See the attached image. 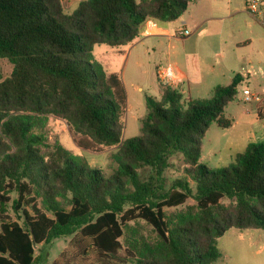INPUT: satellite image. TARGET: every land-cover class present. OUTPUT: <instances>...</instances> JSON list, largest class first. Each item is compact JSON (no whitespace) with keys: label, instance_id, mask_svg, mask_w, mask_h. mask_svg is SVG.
I'll list each match as a JSON object with an SVG mask.
<instances>
[{"label":"trees","instance_id":"16d2710c","mask_svg":"<svg viewBox=\"0 0 264 264\" xmlns=\"http://www.w3.org/2000/svg\"><path fill=\"white\" fill-rule=\"evenodd\" d=\"M192 1L81 0L70 11L63 0H0V61L12 65L4 78L0 63V211L17 191L13 207L23 215L22 224L0 216V264H39L34 245L76 232L99 262L118 261L124 249L134 264H213L226 231L264 229V141L228 166L201 162L210 125L231 126L224 110L241 77L186 107L178 89L165 87L160 101L146 98L141 135L122 140L125 88L93 58L96 46L130 44L149 19L160 26L179 19ZM48 115L84 138L83 147L117 146V169L106 176L61 144H45L38 130ZM174 154L185 177L166 187ZM143 169L154 174L143 179ZM190 198L196 203L179 210ZM139 220L155 240L133 237L129 223Z\"/></svg>","mask_w":264,"mask_h":264},{"label":"rangeland","instance_id":"374dc122","mask_svg":"<svg viewBox=\"0 0 264 264\" xmlns=\"http://www.w3.org/2000/svg\"><path fill=\"white\" fill-rule=\"evenodd\" d=\"M139 1V0H138ZM240 0H234V4L238 5ZM77 7L74 6V8ZM73 8V9H74ZM200 8L192 1L185 13L177 19V23L172 26L185 23L189 30L192 31L196 24V15ZM156 42L155 38H148L145 40L147 51L140 48L139 67L128 69L125 76V85L128 96V105L126 102L125 111L123 114L124 129L122 140L132 139L141 135L142 121L146 116V98L159 97V92L162 89L160 82L157 79L156 67L161 65L168 66L173 59H167V52L181 53L184 55L185 48L182 39H173V48L164 46L153 51L150 48V41ZM141 46V47H140ZM101 48H110L106 45L96 46L93 51V58L100 61ZM113 48V47H112ZM118 48V47H117ZM137 48V49H138ZM174 54V55H175ZM180 54V55H181ZM183 66L182 69L186 71L188 64L185 62V57H181ZM208 62V60H205ZM2 67L3 77L10 76L12 72V65L6 60L0 61ZM209 63L215 65L216 70L212 75L205 78L211 83V88L208 89L207 83L192 84L190 82V91L184 94L182 105L187 106L188 102L198 101L207 103L212 97L213 88L217 85H228V77H224L220 70H222L221 59L209 60ZM115 64H112V66ZM110 69V68H109ZM158 69V68H157ZM107 71V70H106ZM156 73V74H155ZM233 75V74H231ZM182 79V78H181ZM183 81L179 84H182ZM178 84V85H179ZM176 85V87L178 86ZM138 86H141L142 91H138ZM188 82L185 81L183 88L187 90ZM244 87L249 88L252 92H256L260 96V101L244 102L242 98V90ZM191 95V98H189ZM155 99V98H154ZM160 101V100H159ZM130 105L134 108L130 109ZM261 106V110H259ZM129 107V108H128ZM262 113L263 117H258V113ZM243 114H250L248 116L254 118V122L250 127L246 123H240ZM224 117L231 121L229 128H221L216 122H213L207 129L205 136L202 139L201 162L208 167L209 170L219 169L234 162L235 157L243 153L248 145L259 144L264 141V73L252 74L249 79H245L237 87V95L235 99L230 102L225 110ZM45 137V144L52 146L56 142L61 144L73 156L82 157L91 168L100 169L106 176H110L116 169L117 163L114 160V154L117 151V146L99 147L94 146L90 148L83 147L77 143L80 136L73 135L69 126L64 120L58 119L53 115H48L44 126L39 129ZM253 137H258L254 140ZM85 140L84 138H81ZM89 143L88 140H86ZM44 150H48L44 148ZM170 167L167 168L163 176L166 180V187H169L176 179L185 177V165L183 157L180 154H174L169 159ZM142 178L146 179L154 174L151 169H143L139 171ZM192 186H194L192 182ZM10 201L5 205L4 212L0 211V216L5 217L6 220L23 223L22 210L16 211L14 209V201L18 198V192L12 191L10 193ZM224 204L229 205L228 199H223ZM196 202L190 198L186 205L181 207L185 209L189 205H194ZM37 206L42 208V203L37 201ZM24 208L30 210V207L24 205ZM174 209H167V213L171 214ZM48 215H51L48 213ZM130 222V232H133V237L136 239L144 238L146 241L152 242L156 239V234L144 221ZM127 237L130 233L126 231ZM124 242V239H122ZM89 242L82 238L79 233L63 236L52 239L46 244L39 245L36 248V254L40 255L39 264H134L123 250L120 251V259L118 261L99 262L94 255H85V251L89 250ZM125 245V243H124ZM216 248L220 253V257L213 262V264H264V229L248 228L239 230L231 228L217 239Z\"/></svg>","mask_w":264,"mask_h":264},{"label":"crops","instance_id":"0c3cea01","mask_svg":"<svg viewBox=\"0 0 264 264\" xmlns=\"http://www.w3.org/2000/svg\"><path fill=\"white\" fill-rule=\"evenodd\" d=\"M80 1L63 0V5L71 11ZM233 2L234 0H196L195 3L199 6L200 11L196 15L194 30L190 31L185 23L172 26L173 23H177V20H175L164 26L158 24L154 34L145 35L141 33L138 38L126 46L101 48L99 62L109 73H117L120 77L125 88L127 105L128 96L124 81L125 76L128 69L141 65L139 59L141 56L140 48L137 45H141L143 51H147L148 46H146L145 40L148 38L156 39V42L150 41V48L153 51L164 46L165 43L168 49L173 48V39H182L185 48L184 55L181 53L175 54L168 50L167 59H173L168 66H171L182 78L183 83L173 88L178 89L183 94V98L186 91H190V82L202 85L207 83L208 89L211 88L212 84L205 77L215 73V65L209 63V60L214 61L215 58L221 59V74L224 77L229 75L228 85L237 75L241 77V82L249 79L252 74L263 75L264 26L258 19L246 12L244 0H240L238 5ZM180 29L189 30L190 35L178 36L177 32ZM181 57H185V62L188 64L186 71L181 67L183 66ZM205 60H208V62ZM112 64L115 65L112 66ZM248 71H251V73H247ZM185 81L188 82L187 90L183 88ZM245 88L247 87L243 89ZM142 89L141 86L137 88L138 91H142ZM162 89L159 92V97H154L156 100H161L165 87H162ZM189 98H191V95H189ZM129 107L130 109L134 108L132 105ZM248 115L250 114L241 116L245 122L238 121L246 123L247 127H250L255 120ZM253 138L254 140L258 139V137Z\"/></svg>","mask_w":264,"mask_h":264},{"label":"built area","instance_id":"2783aa9c","mask_svg":"<svg viewBox=\"0 0 264 264\" xmlns=\"http://www.w3.org/2000/svg\"><path fill=\"white\" fill-rule=\"evenodd\" d=\"M245 10L252 17L258 19L264 26V0H244ZM158 23L154 20H147L144 24L143 31L145 35H151L156 32ZM178 36L184 37L190 35L189 30L180 29L177 32ZM247 73H251L248 71ZM157 79L164 87H176L182 82V79L178 76L176 71L171 66H159L157 69ZM244 102L260 101V96L252 92L249 88L242 90V98Z\"/></svg>","mask_w":264,"mask_h":264},{"label":"water","instance_id":"95a60500","mask_svg":"<svg viewBox=\"0 0 264 264\" xmlns=\"http://www.w3.org/2000/svg\"><path fill=\"white\" fill-rule=\"evenodd\" d=\"M38 246L37 245H34V248L36 249Z\"/></svg>","mask_w":264,"mask_h":264}]
</instances>
